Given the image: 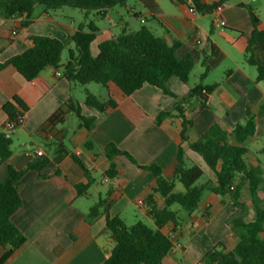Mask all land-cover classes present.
<instances>
[{
  "label": "crops",
  "instance_id": "1",
  "mask_svg": "<svg viewBox=\"0 0 264 264\" xmlns=\"http://www.w3.org/2000/svg\"><path fill=\"white\" fill-rule=\"evenodd\" d=\"M153 1L158 12L151 11L138 0H129L121 6V11L130 13L138 20L136 23L140 25L137 26L133 25L135 22L131 19L111 24L113 18L110 13L115 8L106 17H99V20L107 21L110 25L98 29L94 24L98 32L91 44L92 55L98 56L99 46L117 38L123 31L134 33L146 27L170 46L180 43L177 56H192L195 68L201 63L200 78L205 72L203 63H207L209 72L200 84L204 87L215 86L210 94L202 93L187 99L191 90L199 85L191 83L190 78L187 84L176 78L170 81L169 89L176 96L173 98L148 84L131 96H125L112 83L106 86H81L67 80L64 75L57 77L56 69L51 67L33 81H27L11 66L0 71V135L5 134L9 121L3 111L5 105L14 104L13 100L17 98L28 108L23 125L11 137L12 157L6 162L0 160V184L6 179L9 166L24 170L35 158L28 157L27 151L40 150L50 159L42 175L29 171L18 183L23 207L12 221L27 241L6 264H103L115 247L108 234L106 213L91 224L86 221L90 208L99 199L107 200V211L112 218L119 217L126 223L127 217H132L135 225L145 223L140 216L155 228L149 214L148 198L153 197L158 209L165 208L164 200L154 192L157 179L124 156L114 157L117 176L108 178L109 160L105 153L108 144H115L120 150L128 152L139 166H160L163 178L169 182L174 180L177 151L181 147L186 154L187 166L200 167L204 172L203 183L211 182V186L215 187V174L202 157L190 149L189 143L182 141L183 120L176 115L174 108L183 99H186L185 116L194 122L189 131L190 142L196 141L216 121L227 131L234 129L238 123H245L247 110L250 109L256 123V133L244 144L248 149L245 161L249 168L261 167L264 172V160L260 158L264 146L258 147L255 153L250 150L251 145L264 137V127L261 129L264 119L259 117L260 107L264 103V82L256 81L257 69L244 59L246 42L253 30L249 9L260 20L259 29L264 30L263 7L256 5L258 1H249L253 5H248L237 0L223 5L219 14H192L189 6L173 0ZM219 1L202 0V3L210 6ZM68 9L49 12L44 6L36 5L30 18H0V39H13L0 52V64L30 49V38L33 36L55 38L65 45L68 52L74 50L73 38L79 26L86 24L80 21L78 12ZM116 14L120 16L118 11ZM217 18L225 26L216 28L213 22ZM27 20L31 24L23 28L22 24ZM211 45L217 49L215 55L212 54ZM68 58L69 55L66 57L63 52L59 69L62 73ZM88 94L97 97L101 103L114 101L116 107L103 112L89 108L85 104ZM71 99L79 103L82 116L95 119L91 127L85 128L79 118L67 113L63 123L47 126L41 131L49 118ZM162 112L173 113V116L157 125L156 119ZM61 145L66 146L70 153H75L89 171L91 187L86 196L79 197L74 188L75 185L88 183L82 169L69 155L58 163L55 161L56 150ZM55 172L58 174L55 175ZM99 175L100 180L97 178ZM240 182L239 176L236 184ZM179 184L175 182V193L184 191ZM100 186H107L108 189L100 192ZM261 190L262 186L259 196L264 200L260 195ZM245 191L249 193L248 183L243 185L239 201L248 208L245 220L253 221L255 210L251 199L247 201ZM206 193L198 209L190 215L178 206L172 207L177 213L176 223L166 225L163 232L172 237L175 247L162 264H203L206 254L219 244H222L221 249L225 252L237 246L239 240L227 223L237 212L231 196L211 191ZM139 200L144 205H139ZM131 208H137L139 214L131 216ZM5 251L0 247V259Z\"/></svg>",
  "mask_w": 264,
  "mask_h": 264
},
{
  "label": "trees",
  "instance_id": "2",
  "mask_svg": "<svg viewBox=\"0 0 264 264\" xmlns=\"http://www.w3.org/2000/svg\"><path fill=\"white\" fill-rule=\"evenodd\" d=\"M129 0H0V18L27 17L33 15L36 5H42L47 11L53 12L62 8L79 9L96 12L104 18L116 6L125 5ZM153 12H158V7L153 0H138ZM176 3L189 7L194 6L199 12H212L218 6H223L234 0H221L207 6L202 0H173ZM252 23V33L247 39L245 62L257 69V82H264V30L259 29L260 20L249 9ZM31 24L30 20L23 22L26 28ZM98 29L93 23L79 26L73 42L74 50H69L68 61L64 65V77L81 86L97 84L106 86L109 83L116 85L125 96H131L144 87L145 84L161 89L165 95L176 98L170 91L169 84L174 78L187 84L191 73L195 68V60L192 56L179 58L177 50L180 43L172 46L152 31L142 27L134 33L123 31L117 38L102 43L99 46V54L94 57L91 53V44L96 39ZM16 33L13 34L15 37ZM13 39H0V52L3 51ZM32 47L21 55L11 58L7 63L0 64V71L8 66L15 68L27 81L35 80L42 71L47 68L60 69L65 45L52 37L33 36L30 38ZM212 54L217 49L211 45ZM205 72L203 80L209 72V66L203 63ZM215 86L204 87L199 84L191 90L187 99L201 95L203 91L210 94ZM183 99L175 105L174 111L183 120L181 138L188 142L190 149L202 157L208 168L216 176V186L211 182L202 183L203 170L198 166H187L184 150L179 147L176 156L174 180L169 182L163 178V171L158 165L139 166L135 159L125 151L120 150L115 144H108L105 148L106 157L109 160V169L106 172L108 178L117 176V165L114 157L124 156L139 169L151 172L157 179V187L154 192L164 200L165 208L158 209L152 196L147 200L150 207L155 228L147 226L143 222L128 227L119 217H111L108 214V202L99 199L87 215L88 224L93 223L103 213H106L108 234L114 241L115 247L111 255L103 264H162L169 252L175 247L172 237L163 232V228L169 223H176L177 213L172 209L178 206L187 214L194 213L202 202L206 192L211 191L218 195H230L233 206L237 212L228 220V225L237 236V246L229 252L222 250V244L214 247L203 259V264H264V200L260 198L259 191L264 182V172L261 167L249 168L245 161L248 149L245 142L256 133V123L247 110V121L238 123L234 129L227 131L216 121L196 141L190 142L189 131L194 122L185 116ZM3 107L9 121H15L18 116L25 115L28 108L19 99ZM85 104L89 108L100 112L106 109H114L116 103L108 101L101 103L97 97L88 94ZM205 107V103H203ZM74 114L81 120L84 127L89 129L94 118H86L81 114V107L75 100H69L63 109H60L49 118L45 126L58 125L64 122V115ZM173 116V113L162 112L156 119V124ZM259 117L264 119V103L260 107ZM12 141L4 134L0 135V160L8 161L12 155ZM58 163L63 157L71 159L85 173L88 183L78 184L74 188L79 197L86 196L91 187L89 171L85 168L81 159L70 153L66 146L57 148ZM264 155V149L261 150ZM50 163L47 156L35 157L24 170H17L9 166L6 179L0 184V247L5 254L0 259V264H6L9 258L25 243L26 238L14 225L13 216L23 207V201L19 194L18 183L29 171H35L42 175L45 167ZM58 173L55 172V175ZM240 176V184H236ZM44 177V176H43ZM175 182L182 185L184 191L175 193ZM248 183L251 203L255 210L253 221L245 220L248 208L239 201L242 195L243 185ZM231 187H234L231 190Z\"/></svg>",
  "mask_w": 264,
  "mask_h": 264
},
{
  "label": "rangeland",
  "instance_id": "3",
  "mask_svg": "<svg viewBox=\"0 0 264 264\" xmlns=\"http://www.w3.org/2000/svg\"><path fill=\"white\" fill-rule=\"evenodd\" d=\"M234 1H237V0H234ZM247 4L248 5H253L250 2H247ZM256 5H261L263 7V10H264V0L258 1V3ZM121 8H122L121 6H116L114 11H111L110 16H112V18H113V22L111 24L119 22L120 20L128 21V20L131 19V20H133L135 22V23H133L134 26L140 25V23H136V22H138V20L135 19L133 15H131L130 13H127L126 11H121ZM68 10H72V11L78 12L80 14V19H81L80 21H82V23H85L86 25H89L90 23H93V24L96 25V27L98 29H99V27H106V26L110 25L107 21L99 20V16H98V14L96 12L86 13L85 11H82V10H79V9H68ZM116 11L119 12L120 16H118L116 14ZM262 17L264 18V11H263ZM144 26H148V24L144 25ZM64 56H66V57L68 56V49H65ZM200 73H202V65H201V63L199 65H197L196 68H194L193 72L191 73L190 82L191 83H196V84L202 83V80L200 78ZM92 86H96V85H92ZM263 124L261 125V129H263V127H264ZM261 146H264V137L260 138V140L258 141L257 144L255 143V144L251 145L250 146V150L255 153L257 151V148L261 147ZM260 158L262 160H264V155H260ZM97 178L100 180L101 176L99 175V177H97ZM203 181H204V178L201 180V182L203 183ZM179 186H180V188H182V186L180 184H179ZM107 189H108L107 186H100L99 187V191L100 192H105ZM206 195H207V193H205V195L203 197V200H204ZM260 195L264 197V184L262 185V190L260 192ZM245 197H246L247 201H250V195H249L248 191H245ZM129 213L131 214V216H137L139 214V211H138L137 208H131ZM139 218H140V220L144 221L147 226L153 228V225L151 224V222H149L148 220L142 219V217H140V216H139ZM134 223L135 222L132 220V217H127L126 224L128 226H131Z\"/></svg>",
  "mask_w": 264,
  "mask_h": 264
},
{
  "label": "built area",
  "instance_id": "4",
  "mask_svg": "<svg viewBox=\"0 0 264 264\" xmlns=\"http://www.w3.org/2000/svg\"><path fill=\"white\" fill-rule=\"evenodd\" d=\"M190 1V0H188ZM249 1H252V2H256V1H259V0H241L242 3L244 2H249ZM223 9V6H218L217 8H215L212 13H216V14H219ZM189 10L192 14H197L199 11L194 7V6H191L189 7ZM213 25L216 27V28H222L223 26H225V23L223 21H221L219 18L215 19L214 22H213ZM56 76L57 77H62L63 76V73L61 70L59 69H56ZM203 94H208L206 91H203ZM23 122H24V115H21V116H18V118L15 120V121H8L6 126H5V137L7 139H11L13 133L23 125ZM26 155L28 157H39V156H42L43 155V152L38 150V151H35V152H31V151H27ZM108 181V180H106ZM234 187H231V190H233ZM138 204L139 205H144L143 201L142 200H139L138 201Z\"/></svg>",
  "mask_w": 264,
  "mask_h": 264
}]
</instances>
